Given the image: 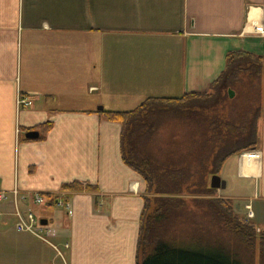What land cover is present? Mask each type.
<instances>
[{
  "label": "crops",
  "instance_id": "obj_1",
  "mask_svg": "<svg viewBox=\"0 0 264 264\" xmlns=\"http://www.w3.org/2000/svg\"><path fill=\"white\" fill-rule=\"evenodd\" d=\"M238 51L264 62V0H0V264H135L145 183L98 107L207 92ZM47 121L43 138L25 136ZM256 131L234 165L254 184L242 197L264 230V114ZM73 181L97 190H60ZM13 189L28 196L22 210L49 211L52 245L15 230ZM61 192L68 215L30 200Z\"/></svg>",
  "mask_w": 264,
  "mask_h": 264
},
{
  "label": "trees",
  "instance_id": "obj_2",
  "mask_svg": "<svg viewBox=\"0 0 264 264\" xmlns=\"http://www.w3.org/2000/svg\"><path fill=\"white\" fill-rule=\"evenodd\" d=\"M245 77H256L252 89L259 98L261 88L264 90L262 58L247 52H230L224 70L207 92L148 97L130 110L97 111L107 121L121 126L122 162L145 183L135 264H264V230L257 232L252 221L237 214L231 199H205V195L216 192L208 186V177L219 174L229 157L252 150L257 140V136L253 137L255 130L252 127L249 130L246 123L235 127L229 122L211 120L201 130L200 137L207 134L205 142L200 143L197 152H189L187 158H177L170 136H164V120L169 112L176 115L180 107L190 103H200L212 96L226 97V91L242 83ZM51 128V121L35 127L40 138ZM248 132L250 140L238 146L228 145V138ZM60 190L96 191L97 188L73 181L62 184ZM41 195L46 207L54 206L56 196ZM207 216L209 220L205 221ZM208 232L224 235L227 243L216 242Z\"/></svg>",
  "mask_w": 264,
  "mask_h": 264
},
{
  "label": "rangeland",
  "instance_id": "obj_3",
  "mask_svg": "<svg viewBox=\"0 0 264 264\" xmlns=\"http://www.w3.org/2000/svg\"><path fill=\"white\" fill-rule=\"evenodd\" d=\"M255 78L245 77L244 80H242V83L235 85V87L229 88V90L233 92V96L231 97L228 95L227 90L226 97L217 98L216 96H212L210 99H205L200 103H190L187 106L180 107L178 109L179 113H177L176 115H173L169 112L167 118L165 117L164 120V123L166 124V132L164 133V136H166V134L170 136L169 138L173 142L172 151L177 155V158H187L189 152L198 151L199 146L201 145L200 143H204L207 137L206 133L205 137H200L202 136L201 130H205L207 128V123L211 120L229 122L235 127H240L241 124L246 123V126L249 130L250 127L255 130L253 137L257 136L256 130L258 122L260 117L264 114V90L261 88V94L257 95L259 96V98H256V95H254L252 89L254 83H257V79ZM257 100L259 101L256 104ZM201 117H203L204 122ZM250 139L251 133L248 132L247 134L243 135H240L238 133L235 136L228 138V145L238 146V144H243L245 143V141ZM222 145L224 146V144ZM249 152H253V150L241 152L239 153V155H241L242 153L245 154ZM237 155L229 157L227 159L228 162L225 165L226 168H222L221 172L219 173V176L228 182L227 187L225 189L216 190V192L214 193H209L208 195H205V199H215L217 197L227 198V196H229L228 194H234L236 197H232L233 199H231L234 211L241 217L251 221L250 218L246 217L248 209L245 207L250 204L248 203V201L246 202L242 196L246 193L253 195L254 184L252 180L247 181L237 178V166L235 167L234 165L235 160L237 159ZM249 170L250 167H248L247 163L244 162V173H248ZM209 179L210 176L207 179L208 186ZM18 205L19 207H21L19 200ZM42 206L46 207L45 205ZM250 210L252 211L251 206ZM46 212L49 211L46 210ZM46 212L39 211L37 212V216L48 217ZM207 218L208 216L205 217V221L209 220ZM48 223L51 224V222ZM259 231L260 230H258L257 232ZM208 234H210V238L216 239V242L227 243L225 236L220 233L208 232ZM180 236L183 238L185 237V235Z\"/></svg>",
  "mask_w": 264,
  "mask_h": 264
},
{
  "label": "built area",
  "instance_id": "obj_4",
  "mask_svg": "<svg viewBox=\"0 0 264 264\" xmlns=\"http://www.w3.org/2000/svg\"><path fill=\"white\" fill-rule=\"evenodd\" d=\"M17 104L28 105L29 102L26 100V98L19 96L17 99ZM242 155L243 153L240 156ZM65 195H66L65 192L59 193L54 201V206L63 208L68 215L71 213V207H70V203L65 198ZM25 198H28V196L24 197L19 195L16 189H13L11 191V202L13 203V207H14L13 216L15 218V224H14L15 230L18 232L29 233L39 238L40 240L52 245L51 242L49 241V238L52 235H54V229L50 226V224H48V221L45 225L41 224L40 221L42 217H38L32 210L30 209L22 210L19 207L18 200L24 201ZM5 200H7V194L5 193V191L0 189V202ZM30 200L31 203L34 205L37 206L45 205V199L43 195L39 193H34L33 195H31ZM245 207L248 209V213L246 217L251 219L253 217V213L250 210V205H247ZM0 217H1V213H0ZM256 231H258L257 228Z\"/></svg>",
  "mask_w": 264,
  "mask_h": 264
},
{
  "label": "water",
  "instance_id": "obj_5",
  "mask_svg": "<svg viewBox=\"0 0 264 264\" xmlns=\"http://www.w3.org/2000/svg\"><path fill=\"white\" fill-rule=\"evenodd\" d=\"M228 95L231 97L233 96V92L231 90L228 89ZM99 110H102V107L99 106L98 107ZM38 133L35 132V131H29L25 134V136L27 138H33V137H37ZM209 186L210 188L212 189H216V190H222V189H225L226 187V181L224 179H222L219 174H212L210 176V179H209ZM41 224L45 225L47 223V220L46 219H41Z\"/></svg>",
  "mask_w": 264,
  "mask_h": 264
},
{
  "label": "bare ground",
  "instance_id": "obj_6",
  "mask_svg": "<svg viewBox=\"0 0 264 264\" xmlns=\"http://www.w3.org/2000/svg\"><path fill=\"white\" fill-rule=\"evenodd\" d=\"M249 153H253V152H249ZM245 154H247V153H245ZM245 154H243L242 158L244 157ZM256 156H257V155H256Z\"/></svg>",
  "mask_w": 264,
  "mask_h": 264
}]
</instances>
